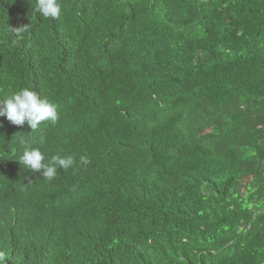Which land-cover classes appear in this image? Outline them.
Returning a JSON list of instances; mask_svg holds the SVG:
<instances>
[{
  "label": "trees",
  "instance_id": "16d2710c",
  "mask_svg": "<svg viewBox=\"0 0 264 264\" xmlns=\"http://www.w3.org/2000/svg\"><path fill=\"white\" fill-rule=\"evenodd\" d=\"M58 2L0 0V98L54 104L30 136L74 159L0 165L4 264H264V0Z\"/></svg>",
  "mask_w": 264,
  "mask_h": 264
},
{
  "label": "clouds",
  "instance_id": "9594fccd",
  "mask_svg": "<svg viewBox=\"0 0 264 264\" xmlns=\"http://www.w3.org/2000/svg\"><path fill=\"white\" fill-rule=\"evenodd\" d=\"M35 9L39 15L45 19H58L61 7L58 0H36ZM25 27L18 28L16 35L18 38ZM57 120L56 106L30 88H24L9 96L0 98V122L6 123L8 130L0 133L7 136L5 143L17 149V155L7 154L0 147V165L4 162L12 163L16 169L25 173L42 170L39 174L43 181L52 180L58 168L67 170L74 164L71 156H52L47 162L45 157L50 153H44L37 141V138L30 136V133L37 130L44 122L55 123ZM19 128H21L19 130ZM24 131L25 135H21ZM45 138L41 136L40 143L43 144ZM81 163L87 164L88 158L82 156ZM17 174H10L7 178L0 179V191L15 192V199L8 205L9 216L12 221L9 225L21 224L31 218V207L26 205L21 197L30 196L29 191L23 190L20 180H16L12 187H6L3 181L16 179ZM0 264H4L3 254H0Z\"/></svg>",
  "mask_w": 264,
  "mask_h": 264
}]
</instances>
